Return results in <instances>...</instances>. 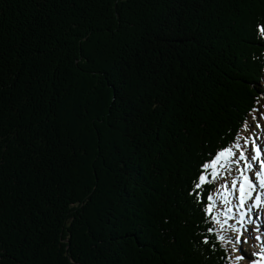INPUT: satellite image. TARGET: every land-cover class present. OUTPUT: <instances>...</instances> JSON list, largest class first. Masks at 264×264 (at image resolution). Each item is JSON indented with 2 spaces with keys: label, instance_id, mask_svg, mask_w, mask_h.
<instances>
[{
  "label": "trees",
  "instance_id": "trees-1",
  "mask_svg": "<svg viewBox=\"0 0 264 264\" xmlns=\"http://www.w3.org/2000/svg\"><path fill=\"white\" fill-rule=\"evenodd\" d=\"M257 25L264 0H0V264H237L230 178L195 185L263 101Z\"/></svg>",
  "mask_w": 264,
  "mask_h": 264
},
{
  "label": "rangeland",
  "instance_id": "rangeland-1",
  "mask_svg": "<svg viewBox=\"0 0 264 264\" xmlns=\"http://www.w3.org/2000/svg\"><path fill=\"white\" fill-rule=\"evenodd\" d=\"M259 108L264 112V96ZM260 123L264 125V120H261ZM260 135L257 143L253 144L255 145V150L252 149L250 151L248 149H243V145L245 140H248V144L251 143L252 138L250 136H248V138L244 137V141L239 143L245 153L244 160H239L233 157L229 160L223 161V166L217 168L215 175L227 174V177L231 178L234 175L231 171L233 168H236L235 171L233 169V172H236V176L233 177L232 180L228 179V182L222 183L219 188L222 192L218 194L219 190L217 192V197L223 199V205H225L223 214L226 215V219L224 220L226 225L224 227L229 226L230 229L233 230L234 228H241V230L247 229L248 231L246 232V235L253 237L251 244L244 245V249L248 250L244 253L246 261L242 262L239 260L238 264H251L250 262L254 264L257 262L260 254L259 249L263 248L264 245L263 240L261 243V240H256L254 236L259 225L264 226V186L261 185L260 181L261 176H264V168H261V164H264V127H262V133ZM233 151L237 152L236 149H233ZM253 156L255 157L254 160L251 159ZM245 164H250L251 166L245 168ZM221 169H223L226 174ZM244 179L249 182L251 187L247 189L250 195H247L243 201V205H241L240 183ZM224 180H226V177H224ZM234 180L236 181L235 184H233ZM234 190H236L238 194H235ZM258 200L260 201L257 203ZM229 205H231V209L228 207ZM234 208L235 210H233ZM246 216H248V218H246ZM252 225H257L256 229L253 230L250 228ZM257 241L261 243V246L257 247ZM250 252H256L257 255H250Z\"/></svg>",
  "mask_w": 264,
  "mask_h": 264
},
{
  "label": "snow or ice",
  "instance_id": "snow-or-ice-1",
  "mask_svg": "<svg viewBox=\"0 0 264 264\" xmlns=\"http://www.w3.org/2000/svg\"><path fill=\"white\" fill-rule=\"evenodd\" d=\"M257 29L264 34V25H257ZM264 87V85H259L258 84V90L259 88ZM264 95V93H262ZM252 113H257L258 115H252ZM249 115L252 117L251 121L246 120L244 125H242V128H247L249 129V132L251 133L250 129V124L252 122H255V127L256 128H261L264 127L260 123L261 120H264V112L259 108V106L254 107L252 111L249 113ZM237 136H239V133H237ZM248 146V140L244 141V147ZM233 149H236L237 152H234ZM252 149L255 150V145L252 146ZM235 157L236 159L239 160H244L245 158V153L242 150V146L239 143H233L230 146H225L220 149H218L214 156H212L208 161L203 163L201 165V173L198 175L197 179L199 183H197L195 186L199 188L202 184L207 183L208 177L205 174L204 170L211 169L210 175L215 176L216 175V170L218 167L223 166V161L229 160L230 158ZM252 160L255 159V157H251ZM250 164H245L244 167L248 168L250 167ZM261 168H264V164H261ZM236 181H233V184H235ZM261 185L264 186V179L261 180ZM251 185L249 182L244 179L240 183V202L241 205H243L244 199L247 197V195H250V193L247 191L248 188H250ZM209 200H211V197L209 196ZM206 212H211V206L206 207ZM211 231V229H209ZM234 231L236 232V235L232 238L233 243L236 245V248L234 249L235 251L239 252L240 255L237 257V259L241 260L242 262L246 261V257L244 253L248 251L247 249H244V245L246 244H251L253 237L246 235V232L248 231L247 229L241 230V228H234ZM219 239V237H218ZM255 239H259V237H255ZM205 243H208L207 239L204 241ZM250 255H257L256 252H250Z\"/></svg>",
  "mask_w": 264,
  "mask_h": 264
},
{
  "label": "bare ground",
  "instance_id": "bare-ground-1",
  "mask_svg": "<svg viewBox=\"0 0 264 264\" xmlns=\"http://www.w3.org/2000/svg\"><path fill=\"white\" fill-rule=\"evenodd\" d=\"M263 98V97H262ZM264 179V176H261V180ZM262 194V193H261ZM256 237L259 238H264V226H259V229L256 232ZM257 243V242H256ZM263 253H264V247L262 248ZM252 263V262H251ZM256 264H264V260L260 259Z\"/></svg>",
  "mask_w": 264,
  "mask_h": 264
}]
</instances>
